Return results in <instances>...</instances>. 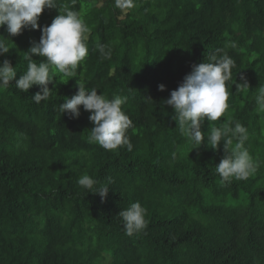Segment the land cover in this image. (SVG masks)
<instances>
[{
  "label": "trees",
  "instance_id": "16d2710c",
  "mask_svg": "<svg viewBox=\"0 0 264 264\" xmlns=\"http://www.w3.org/2000/svg\"><path fill=\"white\" fill-rule=\"evenodd\" d=\"M57 3L40 16L41 29L60 11H80L91 28L89 55L74 77L49 85L46 102L32 100L39 85L27 93L15 87L42 32L26 28L13 37L0 27L12 41L0 64L9 60L17 73L0 89V264H264V113L255 103L264 84V0H136L123 13L114 0ZM212 55L235 61L228 116L232 127L247 128L245 146L260 161L247 180L222 184L215 167L223 144L193 150L174 109L163 105ZM245 79L250 89L240 92L235 84ZM77 80L109 99L127 97L132 151L88 143L95 125L83 106L78 119L60 112ZM223 121L205 120L201 131ZM85 172L110 186L106 199L78 185ZM136 201L148 223L129 237L118 214Z\"/></svg>",
  "mask_w": 264,
  "mask_h": 264
},
{
  "label": "clouds",
  "instance_id": "9594fccd",
  "mask_svg": "<svg viewBox=\"0 0 264 264\" xmlns=\"http://www.w3.org/2000/svg\"><path fill=\"white\" fill-rule=\"evenodd\" d=\"M114 6L123 13L133 9L136 0H114ZM56 8H59L57 0H0V27L6 25L10 36H18L26 28L42 32L39 42L33 41L26 53L27 69L18 80L16 70L9 60L5 59L0 64V89H6L13 80H16L15 87L25 93L39 85L40 91L32 100L35 103L46 102L52 92L50 84L62 83L65 78L75 76V70L89 55L87 41L91 28L80 11L66 9L63 13L60 11L61 14L51 25L41 29L39 18L42 13L45 9ZM10 42L0 36V56L10 53ZM96 47L102 58L111 57L107 45L97 43ZM33 55L44 59L36 63L32 59ZM234 67L235 61L228 55L207 57L206 62L193 66L192 72L184 77L178 88L171 91L170 98L163 101V105L174 109L173 119L178 122L177 129L187 138L193 150L206 145L218 151L223 144L225 156L215 167L222 184L231 183L233 179L247 180L260 168L259 159L254 158L245 146L249 139L247 128L239 122L232 127L228 116L230 105L226 82L232 78ZM56 77H59L58 81ZM235 85L240 92L250 89L246 79ZM77 88L76 95L70 99L65 98L66 102L60 104V112L78 119L83 106L90 113L89 120L95 125L87 131L88 143L98 144L106 151H115L121 146L132 151L128 130L133 128V122L122 110L127 97L115 95L109 99L104 93L98 94L96 87L88 89L79 80ZM159 90L165 91V85H159ZM146 101L151 102L150 98ZM255 103L256 111L264 113V84L256 89ZM221 117L224 121L212 124L207 135L201 131L205 120L217 122ZM176 155L174 152L172 158L175 159ZM77 183L89 193L99 194L102 199H106L110 191L108 184H100L86 172L77 178ZM146 215L147 209L139 201L122 209L118 217L123 221L125 234L131 237L142 232L148 223Z\"/></svg>",
  "mask_w": 264,
  "mask_h": 264
}]
</instances>
